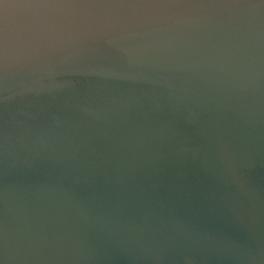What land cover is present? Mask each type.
I'll return each mask as SVG.
<instances>
[{
    "label": "water",
    "instance_id": "1",
    "mask_svg": "<svg viewBox=\"0 0 264 264\" xmlns=\"http://www.w3.org/2000/svg\"><path fill=\"white\" fill-rule=\"evenodd\" d=\"M0 264H264V0H0Z\"/></svg>",
    "mask_w": 264,
    "mask_h": 264
}]
</instances>
